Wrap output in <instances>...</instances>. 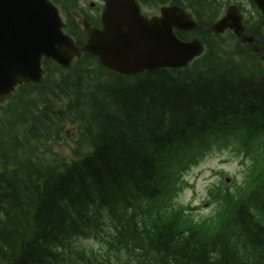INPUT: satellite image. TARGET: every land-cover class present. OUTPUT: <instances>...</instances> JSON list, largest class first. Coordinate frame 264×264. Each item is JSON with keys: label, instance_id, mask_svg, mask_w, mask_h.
Returning <instances> with one entry per match:
<instances>
[{"label": "trees", "instance_id": "1", "mask_svg": "<svg viewBox=\"0 0 264 264\" xmlns=\"http://www.w3.org/2000/svg\"><path fill=\"white\" fill-rule=\"evenodd\" d=\"M51 1L82 46L87 0ZM135 1L180 6L203 28L231 3ZM252 7L243 25L260 53L231 32H175L204 45L185 68L125 76L82 53L68 69L43 60L39 84L0 101V264H264V25ZM221 150L249 164L245 178L211 185L212 210L196 218L177 201L183 175Z\"/></svg>", "mask_w": 264, "mask_h": 264}, {"label": "water", "instance_id": "2", "mask_svg": "<svg viewBox=\"0 0 264 264\" xmlns=\"http://www.w3.org/2000/svg\"><path fill=\"white\" fill-rule=\"evenodd\" d=\"M262 14L264 0H251ZM101 28L83 20L84 46L78 48L62 32L57 8L48 0H0V100L8 99L22 83H39L44 74L41 61L50 59L69 68L80 51L96 56L105 68L121 75H136L159 68L185 67L202 52L197 39L182 42L174 31L200 29L185 10L163 7L160 16L143 18L134 0H105ZM222 34L230 30L243 44H254L244 34L242 17L230 6L209 29ZM259 52L258 48H255ZM264 62V57H261Z\"/></svg>", "mask_w": 264, "mask_h": 264}, {"label": "rangeland", "instance_id": "3", "mask_svg": "<svg viewBox=\"0 0 264 264\" xmlns=\"http://www.w3.org/2000/svg\"><path fill=\"white\" fill-rule=\"evenodd\" d=\"M98 1L100 0L87 2L89 4L93 2L95 7ZM94 7L90 8L89 6L88 10L94 9ZM85 9L87 8L85 7ZM66 134L67 140L54 145V150L62 157L69 156L70 150L73 148L72 140L75 139L74 131L69 130ZM248 166L247 163H240L234 159L228 152L209 153L199 164L184 173L183 180L186 185L177 197V201L184 205L189 204L191 207H196L197 210L194 212L196 218L207 216L212 210L211 206L205 204L209 187L221 180H228L227 185L233 187L236 183L243 181ZM219 172H224L226 175L221 176Z\"/></svg>", "mask_w": 264, "mask_h": 264}, {"label": "flooded vegetation", "instance_id": "4", "mask_svg": "<svg viewBox=\"0 0 264 264\" xmlns=\"http://www.w3.org/2000/svg\"><path fill=\"white\" fill-rule=\"evenodd\" d=\"M240 7H241V9H243L245 12H248V9L245 7V4H242V3H240ZM158 14V13H157ZM145 16H147L148 18H150L151 17V15H145ZM176 32H178V31H176Z\"/></svg>", "mask_w": 264, "mask_h": 264}]
</instances>
